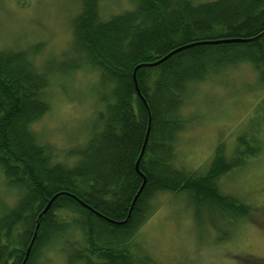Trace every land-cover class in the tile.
<instances>
[{
    "label": "trees",
    "instance_id": "16d2710c",
    "mask_svg": "<svg viewBox=\"0 0 264 264\" xmlns=\"http://www.w3.org/2000/svg\"><path fill=\"white\" fill-rule=\"evenodd\" d=\"M130 1V9L105 18L101 0H80L72 45L60 58L39 64L44 45L0 49V173L16 193L11 206L0 205V264L23 263L37 220L56 195L25 264H39L57 245L66 264H147L150 256L139 258L132 247L151 202L166 192L186 194L197 218L209 212V226L223 240L252 216L251 206L223 194L219 183L243 165L239 156L260 155L262 141L238 138L233 159L219 143L205 173L174 161L192 86L242 64L264 83V0ZM83 68L98 74L103 109L87 143L67 151L77 159L70 166L33 127L50 110L52 78Z\"/></svg>",
    "mask_w": 264,
    "mask_h": 264
},
{
    "label": "rangeland",
    "instance_id": "374dc122",
    "mask_svg": "<svg viewBox=\"0 0 264 264\" xmlns=\"http://www.w3.org/2000/svg\"><path fill=\"white\" fill-rule=\"evenodd\" d=\"M80 7V0H0V49L44 45L36 60L39 64L47 58H60L72 45V19ZM131 7L130 0H101L105 18ZM91 70L55 75L47 91L50 110L33 127L42 144L55 148L58 161L66 162L69 149L87 143L96 111L103 109L97 102L98 74ZM259 79L251 65L242 64L192 86L181 111L186 127L177 140L176 165L201 173L219 143L224 142L229 156L242 136L250 143L262 141L260 155L239 156L243 165L220 183L223 194L251 206L252 216L243 217L230 234L226 231L229 236L223 240L221 231L209 226L211 214L204 210L197 218L186 195L159 194L152 201L156 212L140 229L132 247L139 258L150 256L147 264H264V83ZM15 198L0 173V205L11 206ZM59 248L44 251L39 264H66Z\"/></svg>",
    "mask_w": 264,
    "mask_h": 264
},
{
    "label": "water",
    "instance_id": "95a60500",
    "mask_svg": "<svg viewBox=\"0 0 264 264\" xmlns=\"http://www.w3.org/2000/svg\"><path fill=\"white\" fill-rule=\"evenodd\" d=\"M223 42H226V43H227V42H236V40L223 41ZM216 43H217V42H216ZM187 47H188V46H187ZM183 48H185V47H183ZM183 48H180V49H178V50H176V51H174V52H172V53H175V52H177V51H180V50L183 49ZM172 53H171V54H172ZM171 54L167 55L166 57H164V58L161 59L160 61H157V62H155V63L148 64V65H145V66H150V67L157 66V65L161 64L162 62H164V61H165V60H166ZM135 76H136V75H135ZM137 89H138V87H137ZM138 93L141 94V92L139 91V89H138ZM149 122H151V117H150V121H149ZM148 135H149V132H148V134H147V137H146V140H145V143H144L143 149H142V155H143V152H144V150H145V147H146V144H147V141H148ZM141 157H142V156H141ZM141 157H140V158H141ZM138 165H139V161H138L137 166H138ZM145 183H146V181H144V183H143V185H142V187H141V190H142L143 186L145 185ZM139 192H140V191H139ZM56 197H57V195L51 199V201L48 203V205L46 206V208L44 209V211H43V212L41 213V215L39 216V219H38V225H37V227H36V230H35V233H34V237H33L32 241H31V243H30V245H29V248L27 249L26 257H25V259H24V261H23L22 264H25V263L27 262L28 257H29V253H30V250H31L32 244H33V242H34V240H35V238H36V236H37V231H38V228H39V220L43 217L44 214H46V213L49 211V209L51 208V206H52V204H53V201L55 200ZM136 198H137V196H136ZM136 198H135V200H136ZM135 200L133 201L132 207H131V209H130V213H131V210H132V208H133V206H134V204H135ZM130 213H129V215H130Z\"/></svg>",
    "mask_w": 264,
    "mask_h": 264
},
{
    "label": "bare ground",
    "instance_id": "6f19581e",
    "mask_svg": "<svg viewBox=\"0 0 264 264\" xmlns=\"http://www.w3.org/2000/svg\"><path fill=\"white\" fill-rule=\"evenodd\" d=\"M212 79H214V78H211L210 80H212ZM182 117H183L184 119H186L183 115H182ZM175 152H176V159H175V161H174V166H175L176 168H178V169H182L181 167H178V166L176 165V162H177V159H178L177 143H176V145H175ZM227 156H228V155H227ZM230 156H231V157H230ZM234 156H235V152H234L233 154L229 155L228 158L230 157L231 159H233ZM71 159H75V158H72V157H69V158L67 157V158H66L67 161H69V162H74V164H75V163H76V159H75V160H71ZM67 161H66V162L64 161V162L67 163ZM242 161H243V160H242ZM243 163H244V161H243ZM210 165H211V163L209 164V166H210ZM240 165H241V164H240ZM240 165H239V166H240ZM209 166H208V168H209ZM239 166H238V167H239ZM208 168L206 169L205 172L208 171ZM233 171H234V170H233ZM205 172H203V173H205ZM228 174H229V173H228ZM228 174H227L226 176H224V177L220 180V183H221V181H222L225 177H227V176L230 175V174H229V175H228ZM231 174H233V173H231ZM220 183H219V187H220ZM220 191H221V189H220ZM221 192H222V191H221ZM222 193H223V192H222ZM15 195H16V193H15ZM182 195H186V194H182ZM186 196H187V195H186ZM155 198H156V197H155ZM155 198H154V199H155ZM154 199H153V200H154ZM3 204H4V203H3ZM151 206H152V202H151ZM152 209H153V210H152V215L149 216V218H148V220L146 221V223L152 218V216H153L154 213L156 212V208H154V207L152 206ZM38 219H39V218H38ZM146 223H145V224H146ZM145 224H144V225H145ZM37 225H38V220H37ZM37 225H36V227H37ZM35 230H36V228H35Z\"/></svg>",
    "mask_w": 264,
    "mask_h": 264
}]
</instances>
